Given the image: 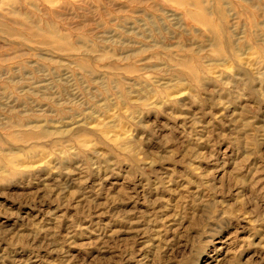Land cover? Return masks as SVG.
I'll return each mask as SVG.
<instances>
[{
  "label": "rangeland",
  "instance_id": "1",
  "mask_svg": "<svg viewBox=\"0 0 264 264\" xmlns=\"http://www.w3.org/2000/svg\"><path fill=\"white\" fill-rule=\"evenodd\" d=\"M0 264H264V0H0Z\"/></svg>",
  "mask_w": 264,
  "mask_h": 264
}]
</instances>
